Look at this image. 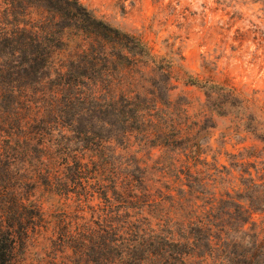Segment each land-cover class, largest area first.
Returning <instances> with one entry per match:
<instances>
[{
    "label": "trees",
    "instance_id": "trees-1",
    "mask_svg": "<svg viewBox=\"0 0 264 264\" xmlns=\"http://www.w3.org/2000/svg\"><path fill=\"white\" fill-rule=\"evenodd\" d=\"M171 69L83 0H0V264H254L229 236L264 177L232 154L227 189L203 139L212 114L264 142L251 100L213 83L192 112Z\"/></svg>",
    "mask_w": 264,
    "mask_h": 264
},
{
    "label": "rangeland",
    "instance_id": "rangeland-1",
    "mask_svg": "<svg viewBox=\"0 0 264 264\" xmlns=\"http://www.w3.org/2000/svg\"><path fill=\"white\" fill-rule=\"evenodd\" d=\"M83 2L112 25L141 39L152 53L171 64L173 101L188 102L189 110L194 112L206 100L207 85L233 86L251 100L248 113L256 120L249 124L264 135V0ZM189 78L197 82H189ZM208 116H211L209 125L213 126L203 136L204 152L209 161L217 155L219 164L228 167L224 173L226 188L244 193L243 183L247 182L241 177L250 175H244L242 169L249 168L233 166L231 155L236 154L240 161L254 162L264 177V142L239 128L232 117ZM118 153H123L121 148ZM158 154L155 150L153 155ZM138 156L149 162L148 154ZM251 169L255 175V168ZM256 190L255 187L246 194L251 200L243 202L247 208L245 215L251 216L246 232L233 233L229 239L257 254L254 264H264V193L258 194ZM256 231H262L261 247L256 244Z\"/></svg>",
    "mask_w": 264,
    "mask_h": 264
}]
</instances>
